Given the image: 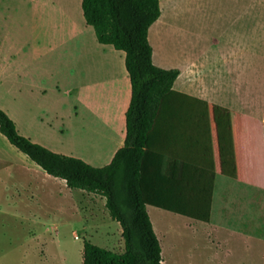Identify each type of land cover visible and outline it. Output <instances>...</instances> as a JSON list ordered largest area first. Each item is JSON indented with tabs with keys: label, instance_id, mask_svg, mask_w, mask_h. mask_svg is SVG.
<instances>
[{
	"label": "crops",
	"instance_id": "crops-1",
	"mask_svg": "<svg viewBox=\"0 0 264 264\" xmlns=\"http://www.w3.org/2000/svg\"><path fill=\"white\" fill-rule=\"evenodd\" d=\"M159 7L147 38L153 64L178 70L170 148L199 170L202 188L194 218L146 205L162 263L264 264V0ZM124 58L97 41L81 0H0V108L21 135L53 152L102 167L124 145ZM38 130L87 147L52 145ZM0 141V194L15 221L56 232L65 215L75 217L84 240L111 250L119 241L123 251L104 196L67 187L1 133ZM42 210L62 218L41 220Z\"/></svg>",
	"mask_w": 264,
	"mask_h": 264
},
{
	"label": "trees",
	"instance_id": "trees-1",
	"mask_svg": "<svg viewBox=\"0 0 264 264\" xmlns=\"http://www.w3.org/2000/svg\"><path fill=\"white\" fill-rule=\"evenodd\" d=\"M81 8L97 41L125 54L131 97L124 145L107 165L94 167L21 135L1 108L0 133L67 187L105 197L110 217L122 229L124 249L117 252L83 240L81 264H163L146 205L194 218L202 188L199 170L170 148L172 85L178 70L153 64L147 38L148 28L160 16L159 0H81Z\"/></svg>",
	"mask_w": 264,
	"mask_h": 264
},
{
	"label": "rangeland",
	"instance_id": "rangeland-1",
	"mask_svg": "<svg viewBox=\"0 0 264 264\" xmlns=\"http://www.w3.org/2000/svg\"><path fill=\"white\" fill-rule=\"evenodd\" d=\"M24 120V118L20 119L22 123ZM37 132L40 138L52 145H64L76 150L87 147L85 143L74 145L67 139L66 134L57 136L47 130ZM86 139L89 142V136ZM1 142L0 145H3ZM6 199L5 194H0V264H81L84 233L81 231L77 218L65 215L66 225L58 227L56 232L46 231L40 226L31 225L24 219L15 221L10 216V207L6 205L9 198ZM36 216L41 220L46 217L55 221L62 218L61 213L45 212V210L40 211ZM75 235L77 239L74 238ZM110 248L120 252L122 246L119 241H116ZM44 257L47 258L44 259Z\"/></svg>",
	"mask_w": 264,
	"mask_h": 264
},
{
	"label": "built area",
	"instance_id": "built-area-1",
	"mask_svg": "<svg viewBox=\"0 0 264 264\" xmlns=\"http://www.w3.org/2000/svg\"><path fill=\"white\" fill-rule=\"evenodd\" d=\"M76 238V237H75Z\"/></svg>",
	"mask_w": 264,
	"mask_h": 264
}]
</instances>
